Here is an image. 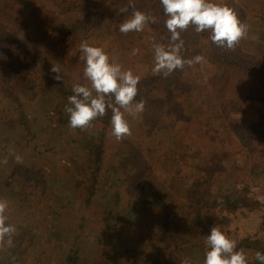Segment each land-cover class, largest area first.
<instances>
[{"label": "trees", "instance_id": "16d2710c", "mask_svg": "<svg viewBox=\"0 0 264 264\" xmlns=\"http://www.w3.org/2000/svg\"><path fill=\"white\" fill-rule=\"evenodd\" d=\"M23 2L25 3L26 1L16 0L17 4H13L14 0L0 1V100L4 101V104L0 105V129L7 131L3 132L0 130V160H3L5 156L8 157L7 164H0V184L5 181L7 177H3L2 175L5 172L3 171L5 167H7L6 171L9 177L12 176L14 171L22 173L25 169L23 166L18 165L14 158L15 155L22 152L20 150H22L21 144L23 143L18 140L16 143L11 144V142L15 141V135L12 130H21L23 128L25 129V127L30 128V122L27 120L29 116L27 117L26 113L23 111V98H26V104L32 103V101L40 95L41 99L44 101L46 97L49 96V94L46 95L48 91L54 92V89H58L62 91V94L66 96V98L63 99L61 104H57L56 106L60 108L66 106L67 98L72 95L71 89L73 85L82 84L86 81L83 76L85 63L80 59L81 53L79 51V46L81 42L87 41L91 46L94 42L99 41V38L104 34L110 32L111 29L115 27V24L119 26L118 16H131L133 11V9L130 8L127 13L121 14L119 12V9L128 4L129 0H110L106 5H102V2H99L96 4V7L89 6L86 0H67L66 6L58 12L68 15V18L71 19V24L68 23L66 27H60L59 29L63 37L67 35V40H64L60 46H58L59 43H56L54 47L41 43V48L39 50L42 55L40 63L46 62L50 68L52 65L59 67L62 80L56 81L52 79L48 83L49 85L46 88L47 91L44 92L41 90L37 91V89H35L36 84L34 78L28 77L22 84L18 85L17 90H15L14 86L4 76L5 68L14 67L24 61L29 66L36 64V62L32 60H27L29 57L28 55H24L22 58V52L27 50L26 44L22 37L17 35L16 31L10 28L13 19L16 18L19 13V10L17 12V6L24 12V8L22 7ZM131 4L136 10H140L150 17H154L155 23L149 22L146 23V25L149 26V29H151L152 33L158 38L164 37L169 41L170 33L165 26L167 17L163 13V6L160 4V0H131ZM230 4L231 5L228 7L235 9H233V11L238 20L243 23L237 15L236 8L239 10L241 9L238 6H234L232 2ZM27 9H32L39 18L45 15L44 12L37 10L33 1L30 2ZM56 14L57 13H51V15ZM257 14H263V8H260ZM31 22L37 24V21L33 19H31ZM114 31L117 33V39L115 40L117 45H121L125 39L126 41L130 40L129 34L125 35L120 33L119 28L116 29L115 27ZM139 37L141 38V36ZM108 38L111 40V37ZM181 39L184 41V47L180 55L185 60L193 58L196 55H202L204 57L203 63H208L213 66L217 74L219 69L226 70L228 68L222 74L225 79H227L231 73H234V75L247 76V85L238 86L233 94L244 91L245 98L243 102L250 99V104L252 102L253 108H256L255 104L259 95L257 94L256 99L255 87L257 86L258 91L261 85L264 86V62L244 54L240 49V41L234 50L221 48L214 45L210 41L209 36L206 41H203L201 39V33H196L191 26L181 33ZM58 40H62V37L58 38ZM128 44L129 43L123 45L128 46ZM159 44H162V41ZM47 46H50V48ZM44 47L47 48V50ZM126 50H128V48L120 49L118 58L126 56ZM195 65L191 66V69ZM189 68L188 65H185L183 69ZM180 72L181 70L177 69L173 73L180 74ZM158 76L159 75L154 76L148 73V76L140 78L137 86L138 93L140 91L146 94L154 92L156 88L153 79ZM162 77L159 79L162 80ZM209 77L211 79L216 76L203 77V81L199 83V93H202L206 98L204 104L203 101H198L197 105L191 104L186 108V113L195 110L198 105H208L210 112L213 111L215 105V92L208 85L209 82L207 78ZM178 80L180 81V77H178ZM158 84L161 86L162 83ZM171 85L176 88L177 81L175 78L171 81ZM156 86L157 89L160 88V86ZM157 89L155 92H157ZM242 98L241 96L240 99ZM263 98L261 100H264ZM143 99L148 101V97H143ZM231 99L233 100L234 97ZM247 103L249 102L247 101ZM218 104H220L218 109L223 111L226 106H231V104ZM263 105L264 104H262V106ZM161 108L162 110L157 112V109ZM166 109L165 103L157 105L154 110L151 109V105H145L144 111L140 114V121L136 125V130L132 129L131 132L138 133L139 131L143 136H146L147 139H144L143 142L152 144L151 152L157 153L163 151L160 141H158V136L165 131L164 135L169 137V134L166 133L168 132L166 129L172 127L176 130V133L171 138L176 139V145L184 143L186 150L183 153H181L183 150H178L175 152V155L174 153L171 155H162V153H158L151 162L146 159L139 149H135L132 143L117 142L115 138L111 137L110 121L112 113L110 110H106L105 116L98 117L92 122V126L89 130L90 133L93 134V137L91 139L88 138L87 141L82 140L83 143L81 142L82 156L84 159L83 175L80 177L70 176L68 178L69 184H64L65 187L61 193L52 191V193L48 192L45 195L49 202L55 204L50 211L49 220L47 221L50 225L42 223L45 229H43L41 235L37 236L35 233L30 232V241H35L37 238L35 242L41 245L51 241L52 236L50 237V230H53L54 236H56L55 231H59L63 235L65 238L64 240L69 243V246L63 249L64 253L67 252L64 256V261L56 264H96L93 254L84 253L79 248L81 240L83 243L86 239V233L92 230L91 225L93 223L98 225L97 229L100 231L109 228L111 232L109 236L110 240L113 239L112 237H114V235V239L117 236L124 238L125 234L128 235L127 238L130 237L128 241L129 244L126 242L123 243V245H119V242L112 240L106 243L109 244V249L106 248V251L101 252L102 255L104 252L105 254L108 252V260L114 259L119 261L116 264H130L126 261L127 259L121 261V259L124 258L123 254L126 252L129 253L127 258L129 261H132L139 255L142 246L147 247L148 252L155 249L154 253L151 252L145 256L150 264H182L185 258L190 260V264H203L205 251L202 244L207 238V235L201 240L188 235L186 239H184V241H186L184 250L177 252L179 249V246H177L174 248L172 254L161 253V247L155 246L154 242L158 241V239L163 240V238L167 240L171 239L174 232H180L182 235L181 239L183 240V230L186 228L189 232L196 226L201 230L209 231L214 221H216L214 214H212L214 208L225 210L252 208V201L247 195L249 191V186L247 185L224 188L225 180L218 178L216 179L217 183L215 189H207L206 185L210 178H212L214 171L206 170L202 178L201 174H198V171L197 173L194 172V165L189 167L194 178L189 182L190 188H186V191L189 192V201L184 204H176L167 186L157 179L155 180L148 172L151 167L157 170H180L179 168H181L183 163L187 162L185 159L186 156L189 155L191 158L200 157L203 162L208 158L207 161L209 162L211 160H219L221 164L226 163L228 166L237 164L234 166L240 169L250 166L251 161H254L253 165L250 167L257 170L255 171L257 175H264V125L257 124V128L248 127L245 129L244 137L245 140H249L247 145L249 149L244 151L238 148L234 155L236 158H233L231 155L234 152H232L231 146L235 140L227 135L219 139L222 143L220 141L215 142L216 137L212 133V128H209L200 120H198L199 122H194V125L203 130L206 136L205 142H198V140H195L193 142L191 141L192 143H187L191 135L188 130V123L183 116L177 117V115H175V118L171 119L169 125L162 127L163 114H165ZM205 110L206 112L208 111L207 108H205ZM170 114L167 116H171ZM181 114H184L183 110H181ZM33 123L35 122L33 121ZM215 125L220 132V124ZM221 127L227 129L223 124H221ZM76 130L78 133V129ZM221 131L223 132L222 129ZM174 149L175 148H171L172 151H174ZM193 149L195 150L192 151ZM109 151L111 161L106 165ZM254 151L255 154L253 156L246 154L253 153ZM9 170H11V173ZM22 178L25 179L26 177L22 175ZM11 179L13 181V178ZM61 181L62 179L59 177L54 179V182L58 184H60ZM33 184L35 185V190L40 186L36 181L33 182ZM112 186L125 189V207L123 206L121 208L118 202L117 206L121 208L120 210L116 207V211H112L111 209L107 211L106 202L108 203L109 201ZM28 190L27 188L24 189L25 194ZM66 190L67 192L64 193ZM5 192L12 193L10 190ZM137 193H142L140 198L141 203L150 204L156 209V214H150V217L145 220V226H147L146 234L139 236V238L134 237V234L131 233L133 231V226H138L143 222L140 220L143 210L140 208L139 202L135 200V196H132ZM99 194L106 198L103 203H95L94 201V198ZM150 195H152L154 199H150ZM64 198L69 199L73 203V205L69 207V210L66 211L61 210V203ZM188 205L193 206L192 212H189V208H186ZM97 211H100V219L96 217ZM72 214H75L76 217H72ZM69 217H71V224H69ZM112 220L113 224L107 227L109 221ZM224 220L226 219L224 218ZM54 242H56V240ZM47 246L51 249L49 245ZM237 250L244 253L247 264H260V262L255 259V253L257 251L264 252V238L243 239L237 244ZM42 252L43 251L40 250V253ZM20 255V251L17 253V256L16 253H14L16 258L20 257ZM182 257H184L183 260H180ZM47 258H50L49 255ZM44 262V260L39 259V264H44ZM23 264H28L27 259H24Z\"/></svg>", "mask_w": 264, "mask_h": 264}, {"label": "rangeland", "instance_id": "374dc122", "mask_svg": "<svg viewBox=\"0 0 264 264\" xmlns=\"http://www.w3.org/2000/svg\"><path fill=\"white\" fill-rule=\"evenodd\" d=\"M25 1L26 2H23L22 5L24 12H22L16 5L17 12L19 10V13L18 16L13 19L10 28L16 31L17 35H20L26 44L27 50L22 52V58L24 55H28L29 57L27 60H32L36 62V64L29 66L24 61L14 67H6L4 70V76L14 86L15 90H17V86L22 84L28 77H32L35 80V89H37V91L41 90L46 92V88L49 85L48 83L52 80L53 75L46 62L40 63L42 57L41 52L39 51L41 48L40 44H48L54 47L56 43H59L58 46H60L64 40H67V35L63 37L59 32V29L60 27H66L68 23L71 24V19L68 18V15L58 13L66 6L67 0ZM31 1H33V4L37 7L38 11L45 13L42 18L37 17L32 9H27ZM86 2L89 6L96 7V4L99 2H102V5H106L110 0H86ZM210 2L226 6L231 5L230 3L232 2L234 6H238L241 9L239 10L236 8L237 15L243 23L247 25V34L240 40V49L244 54L264 62V0H210ZM13 4H17L16 0H14ZM260 8H263V14H257ZM51 13L57 14L51 15ZM128 18H130V16H118L117 19L119 26ZM31 19L37 21V24L31 22ZM119 26L115 24L116 29H118ZM115 27H113L110 32H107V34L100 37L99 41L94 42L91 46L102 47L108 54L110 62L119 63L122 66V70H131L134 75H137L140 78L148 76V73L153 74L154 76L157 75L152 70L155 63L154 45L159 44L162 41V45L167 48L170 46L169 41L164 37H162L163 39L158 38L152 33L149 26L145 24L143 31L128 33L130 40L126 41L125 39L121 43V45L129 43L128 46L117 45L115 41L117 39V33L114 31ZM209 35L210 33L207 31L202 32L201 39L206 41ZM139 36H141V38ZM60 37H62V40H58ZM108 37H111V40H109L110 38ZM50 46L47 47L50 48ZM125 48H128V50L125 51L126 56L118 58L119 50ZM45 49L47 50V48ZM133 49H139V52L133 55ZM226 70L219 69L217 74V71L213 66L208 63H202L196 64L192 69L191 67L189 69H182L180 74L171 73V76L168 75L167 77H164L161 74L153 79L156 89V85L160 86L158 83H162L160 88L157 89V92H155L156 89L154 92L148 94L140 91L134 102H139L142 99L145 105H151L152 110H154L157 105L165 103L167 109L165 114H163L164 118L162 127L169 125L171 119L175 118V115H177V117L183 116L188 123V130L191 135L187 143L195 140H198V142L206 141V136L204 135L203 130L194 125V122H199L198 120L205 123L209 128H212V133L216 137L215 142L220 141L222 143L219 139L229 135L230 138L235 140L231 146L232 152H234L231 156L236 158L234 155L238 148H241L244 151L249 149V146L247 147L249 140H245L244 137L245 129L248 127L257 128V124L264 125V105L262 106L264 100H261L264 94V86L261 85L258 88V91L257 86L255 87V97L257 99L258 94L259 98L256 104L254 103L256 108H253L252 102L250 104V99L247 100L249 103H247V101L243 102V99L245 98L244 91L233 94L238 86L244 84L247 85L248 77L231 73L229 77L225 79L222 74ZM208 76L217 77L211 79L210 77L207 78L209 87L215 92V105L213 111L210 112L208 105H198L195 110L186 113V108L189 105H197L198 101H203L204 104L206 98L202 93H199L198 89L199 83L203 81V77ZM161 77L162 80L159 79ZM178 77H180V81L178 80ZM174 78L177 81L176 88L171 85V81ZM86 81L81 85L90 87V82ZM54 90V92L48 91L46 93V95L49 94V96H47L44 101L41 99L39 93L40 96L36 97L35 100L29 104H26L27 100L26 98H23V111L26 113L27 117L29 116L27 120L30 122V128L25 127V129L23 128L21 130H12L15 135V141L11 142V144L16 143L18 140L23 143L21 144L22 150H20L22 152L18 154L22 159L20 162H17V164L23 166L25 169L22 173L14 171L11 177H9V174L6 171L7 167L3 170L5 171L2 174L3 177H7L6 180L0 184V199H4L8 202L9 206L5 212L7 217L6 223L11 224L15 228V232L12 235L13 242L11 246L7 244V238H5L4 242L0 243V264H23L24 259H27L28 264H39V259L44 260V264H56L64 261V256L67 253H64L63 249H66L69 246V243L64 240L65 238L59 231H55L56 236H54L53 230L49 231L50 237L52 236V238L47 244H37L35 242L37 238L35 241H30L29 239L30 232L35 233L37 236L42 234L43 229H45L42 223L50 225L47 221L49 220L48 217L50 211L55 204L49 202L45 195L48 192L52 193V191L61 193L62 190H64V184H69L68 178L70 176L80 177L83 175L84 159L82 156V140L87 141L88 138L91 139L93 137V134L90 133L89 129H78L77 133L76 129L73 130L69 127V116L64 111L65 106L61 108L56 106L57 104H61L66 96L62 94L61 90ZM241 96L243 97L242 99H240ZM143 97H148V101L143 99ZM233 97L234 99L232 100L231 98ZM218 103H221L222 105L231 104V106H226L223 111L218 109L220 106ZM3 104L4 101L0 100V105ZM205 108H207L208 113ZM159 110H162V108L157 109V112ZM181 110L184 111V114H181ZM140 114L133 118L127 112L124 113L125 119L128 121L131 130L135 129L137 123H139ZM169 114L171 116H167ZM33 121L35 123H33ZM215 124H220V128L223 132L221 129L219 132V129ZM221 124L225 125L227 129H223ZM166 130L168 131L166 133L169 134V137L164 135L165 131L158 136V141H160L161 148L163 149L162 152H151L152 144L144 143L143 140L147 139V137L143 136L139 131L138 133H132L130 136L125 137L122 142L132 143L133 147L139 149L150 162L158 155V153H162V155H171L174 153L175 155V152L178 150H183L181 152L183 153L186 150L184 143L176 145V139L171 138L176 133V130L172 127H168ZM1 131L7 132L4 129ZM111 137L114 138L112 134ZM171 148H175L174 151H172ZM194 150L195 149L192 151ZM246 154L253 156L255 151ZM5 158H7L8 161V157L5 156L4 159ZM185 159L187 162L183 163L181 168H179L180 170H157L151 167L148 172V174L152 175L155 180L157 179L167 186V189L169 193L171 192L176 204H184L189 201V192L186 191V188H190L189 182L194 178L193 173L189 168L191 165H194V172L197 173L198 171V174H201L202 178L204 177L206 170L214 171L212 178H210L206 185L207 189H215L217 183L216 179L218 178L225 180L224 188H231L234 186L242 187L243 185H247L249 186L247 195L252 201V208H248V211L252 213L257 212L258 215L259 211L264 209V175H257V172H255L257 170L250 167L253 165L254 161H251L250 166L240 169L239 167L234 166L237 164L228 166L226 163L221 164L219 160H211L209 162L207 161V158L206 161L203 162L200 157L191 158L189 155L186 156ZM110 161L111 157L109 151L106 165H108ZM9 171L11 173V170ZM22 175L26 178L23 179ZM57 177L62 179L60 184L54 182V179H57ZM11 178H13V181ZM35 181L40 185L37 190H35L36 188L33 184ZM25 188L29 189L26 194L24 192ZM6 189L12 191V193H6ZM111 191L109 201L108 203L106 202V208H108L107 211L110 209L116 211L118 208V202L121 208L123 206L125 207V189L112 186ZM66 192L67 190L64 191V193ZM141 194L142 193H137L132 195L133 197L135 196V200L139 202L140 208L143 210V213L140 216V220L143 222L138 226H133V231L131 232L136 238L146 234L147 226H145V220L150 217V214H156L155 207L140 202ZM149 197L150 199H154L152 195ZM105 200L106 198L102 197L100 194L94 198L95 203H103ZM72 205V201L64 198L61 203V210H69V207ZM192 207L193 206L191 205L186 206V208H189V212L193 211ZM121 208L118 209L120 210ZM221 210L222 209L220 208H214L212 210V214H214L216 218V221H214L212 226L229 224L228 220H224ZM74 215L72 214V217H76V215ZM96 217L100 219V211H97ZM70 218L71 217L68 218L69 224H71ZM263 223L264 217L260 224V228L264 232ZM111 224H113V220L109 221L107 227ZM91 227L92 230L86 233V239L83 243L81 240L79 248L84 253L93 254L95 256L96 264L118 263L119 261L114 259L108 260V252H106V254L104 252L103 255L101 252L109 249V244L106 243L114 240L115 242H119V245H123V243H128L130 237L127 238L128 235L125 234L124 238L117 236L114 239V235V237H112L113 239L110 240L109 236L111 232L109 228L100 231L97 229L98 225L96 223H93ZM118 228L121 229L120 227ZM183 231V240L181 239L182 235L180 232H174L171 239H158L154 244L155 246H160L162 248H160L161 253L172 254L174 248L177 246H179L177 252L184 250V247L186 246V241H184V239H186L188 235L201 240L205 235L210 234V229L209 231H205L201 230L198 226L194 227L191 232H189L187 228ZM55 240L56 242H54ZM47 245H49L51 249L48 248ZM40 250L43 252L40 253ZM19 251L21 252V255L16 258L14 253H16L17 256ZM154 251L155 249L151 252L154 253ZM151 252H148L147 247L142 246L139 255H137L132 261L128 260L127 257L129 256V253L127 252L123 254L124 258L121 259V261L127 259L126 261L130 264H150L145 256ZM48 255L50 258H47ZM183 258L184 257L180 258V260H183Z\"/></svg>", "mask_w": 264, "mask_h": 264}, {"label": "clouds", "instance_id": "9594fccd", "mask_svg": "<svg viewBox=\"0 0 264 264\" xmlns=\"http://www.w3.org/2000/svg\"><path fill=\"white\" fill-rule=\"evenodd\" d=\"M163 13L167 17L165 26L170 33L169 47L162 44L154 45L153 72L167 77L175 70H182L185 65L189 67L202 64L204 57L196 55L185 60L181 55L184 41L181 33L191 26L196 33L209 32L210 41L221 48L234 50L239 41L247 34V25L241 23L232 8L219 5L210 0H160ZM132 8L130 18L119 26V32H141L146 23H155V18L136 10L131 0L119 9L121 14L127 13ZM80 59L85 63L84 78L90 82V87L81 84L73 85L72 95L64 108L69 116V127L73 130H87L98 117H103L106 110H110L111 134L117 142L132 134L130 125L125 119L127 112L135 118L144 111L145 103L141 99L134 102L138 95L140 77L131 70H122L119 63L110 62L108 54L102 47L90 46L87 41H82L79 46ZM139 49H133V55ZM50 72L52 79L61 81L60 68L53 66ZM95 93V94H94ZM123 109V111H122ZM16 162L21 161L20 155H15ZM7 158L0 160V164H7ZM8 202L0 199V243L7 238V244L12 245V235L15 228L6 223L5 212ZM208 250L205 252L203 264H247V259L242 251L237 250L234 240L229 239L218 227L212 226L207 235ZM255 259L264 264V252L257 251ZM182 264H190L185 258Z\"/></svg>", "mask_w": 264, "mask_h": 264}, {"label": "built area", "instance_id": "2783aa9c", "mask_svg": "<svg viewBox=\"0 0 264 264\" xmlns=\"http://www.w3.org/2000/svg\"><path fill=\"white\" fill-rule=\"evenodd\" d=\"M248 210V208L221 210L223 218L228 220L229 224L222 225L218 223L219 225H216V227H218L229 239L234 240L236 245L243 239L264 238V232L260 228L262 218L264 217V209L259 211L258 215L257 212L252 213ZM206 240L207 238L203 242L205 252L208 250Z\"/></svg>", "mask_w": 264, "mask_h": 264}]
</instances>
